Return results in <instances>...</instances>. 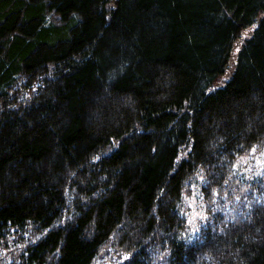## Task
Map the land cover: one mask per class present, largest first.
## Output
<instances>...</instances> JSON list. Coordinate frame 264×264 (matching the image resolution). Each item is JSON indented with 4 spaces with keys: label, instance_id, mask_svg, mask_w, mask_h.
Returning <instances> with one entry per match:
<instances>
[{
    "label": "trees",
    "instance_id": "16d2710c",
    "mask_svg": "<svg viewBox=\"0 0 264 264\" xmlns=\"http://www.w3.org/2000/svg\"><path fill=\"white\" fill-rule=\"evenodd\" d=\"M254 145L264 0H0V264H264Z\"/></svg>",
    "mask_w": 264,
    "mask_h": 264
},
{
    "label": "rangeland",
    "instance_id": "374dc122",
    "mask_svg": "<svg viewBox=\"0 0 264 264\" xmlns=\"http://www.w3.org/2000/svg\"><path fill=\"white\" fill-rule=\"evenodd\" d=\"M251 149L246 154L240 156L239 161L236 164V169L242 173L249 174L250 172L264 169V147L256 145L255 152H252ZM183 212L187 216L190 230L193 232V229H196L199 222L204 219V210L202 207L199 185L198 187L193 188L189 195L185 196Z\"/></svg>",
    "mask_w": 264,
    "mask_h": 264
},
{
    "label": "snow or ice",
    "instance_id": "6c2138e0",
    "mask_svg": "<svg viewBox=\"0 0 264 264\" xmlns=\"http://www.w3.org/2000/svg\"><path fill=\"white\" fill-rule=\"evenodd\" d=\"M251 151H252V152H255V151H256V146H255V145L253 146V148L251 149ZM94 159H99V157H94ZM178 159H179V158H178ZM233 167L235 168L236 165H233ZM200 179H201L202 183H204V184L209 183V181L205 180L204 177H200ZM225 183H227V181H225ZM217 194H218V193H217L215 190H213V196L215 197V195H217ZM236 199L239 200V197H236ZM193 231L195 232L196 229H193ZM125 258H127V254H126V257H125Z\"/></svg>",
    "mask_w": 264,
    "mask_h": 264
}]
</instances>
